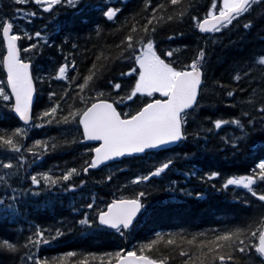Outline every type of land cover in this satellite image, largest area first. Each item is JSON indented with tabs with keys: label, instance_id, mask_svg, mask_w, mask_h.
Masks as SVG:
<instances>
[{
	"label": "trees",
	"instance_id": "1",
	"mask_svg": "<svg viewBox=\"0 0 264 264\" xmlns=\"http://www.w3.org/2000/svg\"><path fill=\"white\" fill-rule=\"evenodd\" d=\"M109 6L120 9L111 21L104 15ZM220 7L221 0H181L177 5L170 0H80L76 6L64 3L45 12L34 2L0 0V20L13 21L14 32L41 33L40 38L33 35L20 40L23 59L33 65L37 88L33 123L23 125L14 114L12 98L0 97V162L13 164L11 169L0 167V264H33L36 260L40 264H112L132 251L165 264H220L210 259L214 253L204 255L208 248L201 245L217 234L237 230L247 251L240 253L233 247V258L226 256L223 264H264V257L252 247L259 243L257 230L264 227V201L242 187L223 188L228 178L251 175L264 163V113L258 111L264 107V64L258 62L264 59V0H254L248 12L222 31L202 35L199 22ZM32 12L36 15H27ZM145 25L148 33L143 32ZM129 34L134 37L136 55L141 51L136 41L146 42L150 35L157 55L177 70L198 60L203 50L200 100L188 112L187 138L177 147L126 158L85 174L86 162L94 157L90 149L97 145L85 143L79 116L69 117L67 123L64 116L94 100H115L122 116H131L147 102L162 98L137 94L126 99L138 75L123 74L133 68L139 71L133 50H126ZM31 45L36 47L23 50ZM169 50H173L171 57L166 56ZM5 54L0 34V89L10 94ZM65 64L68 79H56ZM90 74L92 80L85 83ZM117 83L119 90L113 88ZM79 86H83L82 93ZM78 93L86 97L84 102ZM56 104L60 105L56 119L42 118ZM218 120H240L244 129L232 123L217 129ZM9 138L20 152L3 144ZM164 161L172 164L160 177L133 182ZM71 169L77 171L68 181L60 179L53 186L43 179L45 174L62 177ZM210 174L218 175L209 179ZM33 175L39 185L32 182ZM252 188L264 194V182ZM140 192L145 193L140 199L151 212L141 215L130 231L121 234L96 223L111 202L137 198ZM85 216L92 221L91 227L79 223ZM252 231H257V237ZM37 232L44 233L49 242L30 243ZM233 240L238 245L235 236ZM9 244L16 251L8 249ZM181 251L188 255H180Z\"/></svg>",
	"mask_w": 264,
	"mask_h": 264
},
{
	"label": "snow or ice",
	"instance_id": "2",
	"mask_svg": "<svg viewBox=\"0 0 264 264\" xmlns=\"http://www.w3.org/2000/svg\"><path fill=\"white\" fill-rule=\"evenodd\" d=\"M17 4H26L28 2H34L42 6L43 11L51 12L56 5L64 3L78 5L80 0H14ZM181 0H170L172 5H177ZM250 0H221V7L218 13L211 12L209 16L199 22V30L202 33H218L222 29L227 28L232 24L233 20L238 19L241 15L249 11ZM163 7V5H159ZM212 9L216 8V4L211 5ZM22 10L17 9V12ZM120 9L109 6L104 10V15L107 20H114ZM28 16H35L36 13H27ZM155 16V11L152 13ZM171 18V17H170ZM196 19L195 17L193 18ZM151 20L148 21L151 24ZM250 25L245 24V27ZM14 22L11 20L4 21L0 20V34L7 43V56L5 57V64L7 67L8 84L11 88V94L6 93L3 89H0V97L4 100H9L11 95L15 97L14 111L19 114V117L28 122L30 119V109L33 102V94L35 91L32 76L30 74V65L25 63L20 58V48L17 42L23 38L32 39L33 35L36 38L41 37L40 32H36L33 35H27L19 31L13 32ZM151 31H155L153 27ZM132 32H136V28H132ZM143 32L148 33L149 29L147 25L143 27ZM134 37L129 34L126 38V50L132 49L131 56L138 65L137 68H133L129 73L123 75H132L137 73L138 80L134 85V89L130 92L127 100H131L137 96V94L153 97L155 94L164 97L165 99H153L147 102L141 110L135 114L129 116L125 113L123 116L117 111L113 105L117 101L108 103L105 100H94L90 104H87L82 110L70 111L67 116L63 117L65 123L69 122V117L73 120L76 116H79L77 123L83 126V133L87 141H100L102 142L99 146L90 151L94 152V157L87 161V166L84 168V173L87 174L89 169H95L99 166L113 161L118 158H122L126 155L144 153L150 149H167L170 145L178 143L187 138L186 133L183 130V126L187 123L188 110L193 109L197 105V97L202 85L203 72L201 71V64L205 58V53L201 50L198 53V60H194L191 64L185 66L181 70H177L172 66V62H165L157 55L154 42L149 35L147 41L138 39L137 44L140 45L141 51L139 55L135 54V45L133 44ZM171 39V37H170ZM45 43L48 41L45 40ZM36 45H31L28 48L23 49L25 52L35 48ZM173 55V50H169L166 53L167 57ZM259 63L264 64V59H259ZM75 67V64L72 65ZM68 65L65 64L59 68V75L56 79H68L66 70ZM93 76L90 74L87 77L88 81L92 80ZM239 75L235 79L239 80ZM81 93L83 92V86H79ZM113 88L119 90L120 84H114ZM51 95H56L52 93ZM80 96V100L84 102L86 97ZM98 95L102 96L103 93ZM229 96H233V92L228 93ZM123 100V98H122ZM122 102V101H121ZM60 107L59 104L51 107L49 110H45L42 114L43 117H51L56 119L57 109ZM258 111L264 113V107L258 109ZM247 115V113H245ZM51 119L47 123H51ZM251 123V121H249ZM235 124L241 131L244 129V125L240 120L233 121H221L215 122V128H221L222 124ZM16 135H20L19 132ZM2 139V138H0ZM3 144L8 145L9 150L13 152H20L21 148L17 144L13 143L11 138L3 139ZM235 146V145H234ZM45 150L47 146L45 145ZM31 151V149H29ZM172 161H164L149 174L140 176L134 179V183L147 182L152 177H160L167 169H169ZM0 167L11 169L13 164L11 162H0ZM259 171L254 172L251 175H245L238 178H228L223 188L229 186L242 187L247 189L252 196L257 197L260 201H264V194H258L253 190L252 186L258 182H264V163L259 164ZM76 169H71L66 172L62 177L53 179L50 175L45 174L43 179L45 182H50L53 186L62 179L68 181ZM218 174H210L209 179L215 178ZM111 180V177H108ZM34 184L39 185L40 181L35 175L31 177ZM74 190V186H73ZM145 193L140 192L137 198L132 199H119L111 202L105 210H102L96 217V223L99 226H106L111 229H115L121 234L124 230H129L135 227V223H138L137 216L147 215L151 212V208L141 202V197H144ZM2 203V202H0ZM89 208L93 205L90 203ZM135 222V223H134ZM79 223L92 226L87 216H85ZM257 231L259 235L257 237ZM252 231L251 235L257 237L258 245H252L255 251L264 257V227ZM242 233L240 230L235 232H229L226 234H217L212 240L201 245L202 248L207 247L208 253L204 255L209 256L212 261H219L223 264L227 256L228 259H232L231 250L236 247V250L240 253L247 251V245L243 239H240ZM57 236L62 233L57 232ZM238 240V245L233 240V237ZM47 244L49 242L45 234L42 232L36 233V239L30 238L29 242L32 244H39L40 242ZM193 241H189L192 243ZM171 239L168 240V244H172ZM11 251L16 249L11 245L6 246ZM151 247V245H148ZM220 248L226 249L221 254L218 250ZM70 255H75L72 253ZM180 255L187 256L186 251H181ZM33 264H40L38 260L33 261ZM119 264H156V261L146 256L137 257L135 251L128 252L127 255L119 260Z\"/></svg>",
	"mask_w": 264,
	"mask_h": 264
},
{
	"label": "water",
	"instance_id": "3",
	"mask_svg": "<svg viewBox=\"0 0 264 264\" xmlns=\"http://www.w3.org/2000/svg\"><path fill=\"white\" fill-rule=\"evenodd\" d=\"M253 1H254V0H250V5L252 4ZM13 32H14V29H13ZM199 32H200V30H199ZM200 33H201L202 35H209V34H211V33H202V32H200ZM4 43H5V48H6V54H5V57H6V56H7V43H6V40H5V39H4ZM17 45H18V47H19L20 50H21V47H20V40L17 42ZM5 57H4V63H3V65H4V71H5V74H6L7 85H8V87H9V90H10V93H11V88H10V85L8 84V74H7V67H6V64H5ZM20 58H21V60H22L23 62L28 63V64L30 65V69H29V71H30V74H31L32 79H33V83H34L35 91H34V94H33V102H32L31 109H30V119H29V121H28V122H25L24 120H22V119L19 117V114H18V113H16L15 111H14V113H15L16 117L20 120V122H21L23 125L29 126V125H31L32 122H33L34 109H35V105H36V102H37V88H36V82H35V78H34V74H33V65H32V63L23 60V58H22V50L20 51ZM201 71L203 72V76H202V81H203V82H202L201 89H200L199 94H198V97H197V105H198L199 100H200L201 90H202V86H203V83H204V71H203L202 68H201ZM11 96H12L13 102L15 103V97H14V95H11ZM105 101H107L108 103H112L111 101H108V100H105ZM197 105L194 106L193 109H189L188 112L194 110V109L197 107ZM113 106L116 107V109H117L118 112H120L119 109L117 108V106H116L115 104H114ZM80 126H81L82 131H83V126H82L81 124H80ZM183 130H184V126H183ZM184 132H185V131H184ZM83 135H84V133H83ZM84 138H85V143H87V144H96L97 146H99V145L102 143V142H100V141H87L85 136H84ZM182 141H184V140H182ZM182 141L170 145L167 149H150V150H146L144 153L133 154V155H126V156H124V157H122V158H118V159L113 160V161H108L107 163H105V164L99 166L98 168L91 169V170H94V171H96V170H100V169H102L103 167L110 165L111 163L119 162V161H122L123 159H126V158L139 157V156H142V155H144V154H146V153H149V152H157V151H166V150H170V149H172V148L177 147ZM125 199H128V198H125ZM117 200H119V199H117ZM141 202L144 204V202H143L142 200H141ZM140 217H141V215L138 214V216H137V220H138V221H139ZM134 223H135V222H134ZM135 224H136V223H135ZM102 227H105V228L110 229V230H115V229L108 228V227H106V226H102ZM125 231H130V229H129V230H125ZM126 255H127V254H125V255H124L123 257H121L120 259H123ZM136 255H137V257H139V256H145V255H138V254H136ZM146 257H148V256H146ZM148 258H150V257H148ZM120 259H119V260H120ZM150 259H152V258H150ZM119 260L116 261V262H114V263H112V264H119ZM153 260H155V259H153ZM155 261H156V264H164V263L161 262V261H157V260H155Z\"/></svg>",
	"mask_w": 264,
	"mask_h": 264
},
{
	"label": "rangeland",
	"instance_id": "4",
	"mask_svg": "<svg viewBox=\"0 0 264 264\" xmlns=\"http://www.w3.org/2000/svg\"><path fill=\"white\" fill-rule=\"evenodd\" d=\"M212 12L218 13V12H217V11H215V10H214V11H212ZM157 94H158V93H157ZM158 95H159V94H158Z\"/></svg>",
	"mask_w": 264,
	"mask_h": 264
}]
</instances>
